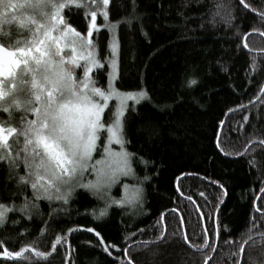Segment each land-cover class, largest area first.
<instances>
[{"label": "trees", "instance_id": "obj_1", "mask_svg": "<svg viewBox=\"0 0 264 264\" xmlns=\"http://www.w3.org/2000/svg\"><path fill=\"white\" fill-rule=\"evenodd\" d=\"M135 2L139 20L130 25L121 22L111 32L101 27L92 39L105 61L113 33L119 54L120 75L115 81L119 90L144 86L153 104L171 105L160 112L147 101L137 104L141 113L155 112V123L160 126L151 153L138 151L141 145L128 137L133 141L128 151L138 152L156 165L133 163L139 178L152 177L142 185L140 179L137 182L143 188V203L133 208L101 204L81 188L67 205L41 197L30 220L18 211L7 214V226L0 230V251L5 247L18 251L22 244L36 241L38 250L49 255L36 257L26 249L31 261L0 257V264H66V255L67 264H205L206 258L208 264H234L233 257L241 264H251L249 257L264 264V149L258 143L245 148L250 139H264V94L260 93L264 85V19L259 15L264 12V0H245L250 8L239 0H188L187 5L184 0ZM222 2L231 9V22L226 10L216 7ZM107 11L113 22L128 17L131 0H111ZM180 12L187 19L178 16ZM63 14L81 33L86 32L88 16L82 7L73 6ZM25 15L39 16L31 12ZM98 22L101 26L100 18ZM29 35L15 22L0 24V43L6 46ZM222 67L227 72L221 71ZM107 71L106 64L102 70H94L98 86L106 85ZM190 77L196 79L195 85H188ZM237 106L243 107L225 115L228 108ZM105 112L107 122L111 113L108 109ZM127 114L131 122L140 123ZM22 115L16 113L12 122L18 124ZM6 119L0 112V120ZM219 120L224 124L218 129ZM217 130L219 148L214 142ZM221 150L233 155L222 156ZM181 173L186 175L181 177ZM6 175L7 166L0 163V182ZM213 181H221L226 194ZM217 204L219 210L213 216ZM106 205L107 214L95 219L93 213L99 215ZM61 208L66 211H59ZM52 209L58 211L50 216ZM217 219L219 226L207 232L209 243L205 244V233ZM14 220H20L18 226L11 225ZM68 228L76 230L67 233ZM88 228L101 233L105 246L117 247L109 246L106 252ZM22 229L26 233L19 235ZM161 231L166 239L156 242ZM57 234L65 236L67 243L53 250L51 240ZM144 240L154 242L137 243ZM152 251L157 254L150 255Z\"/></svg>", "mask_w": 264, "mask_h": 264}, {"label": "snow or ice", "instance_id": "obj_2", "mask_svg": "<svg viewBox=\"0 0 264 264\" xmlns=\"http://www.w3.org/2000/svg\"><path fill=\"white\" fill-rule=\"evenodd\" d=\"M187 3L188 0H184V4ZM239 3L245 8H250V5L245 4V0H239ZM74 4L83 7L86 13L90 11L91 21L87 23L85 33H81L63 14L64 11L70 12ZM110 4L111 0H79V3L77 0H36L35 3H31L30 0H0V24L15 22L20 29L30 33L27 38L16 40L11 45L0 43V112L7 115L6 120H0V163L7 166V175L0 182V230L7 226L8 213L14 214L18 211L30 220L33 212L38 210V201L41 197L49 202L56 201L67 205L77 187L96 195L103 185H111L120 176L134 175V162L146 167L149 164L156 167L154 161L146 160L138 152L128 151V146L133 142L128 137L131 136L141 145L138 151L151 153L160 135V126L155 123L158 117L155 112L141 113L137 109V104L142 100L147 101L160 112L171 105L153 104L144 86L132 91H121L115 87V81L120 75L116 46L110 45V55L105 57L109 68L107 87L96 86L97 81L93 78V69L102 70L104 67L91 52L94 45L91 35L100 30L95 23L97 15H101L105 20V24L100 27L107 28L110 32L121 22L130 25L131 21L140 19L136 15L138 5L135 0H131L132 11L129 16L113 22L107 11ZM26 7L39 10V19L25 15L23 10ZM216 7L218 9L223 7L226 10L227 21L231 22L229 5L222 2ZM177 15L183 17L182 12ZM259 15L264 19V12ZM249 34L244 33V36ZM5 35L10 39L9 34ZM243 47L247 48V43H244ZM65 49H69L70 54ZM80 61L84 63H79ZM77 68L83 69L78 79L75 76ZM221 71L227 72V68L222 67ZM196 83L195 78L188 79L189 86ZM25 86H28L26 90ZM260 93L264 94V85L260 87ZM112 97L118 102L115 108L109 105ZM128 101L133 102L131 106ZM240 107L243 106L228 108L225 115L237 111ZM106 109L111 113L108 123L104 122ZM128 112L140 121L138 125L130 121ZM16 113H23L18 124L12 122ZM244 119L248 120L247 114ZM223 124L224 120H219L217 128ZM214 137V142L219 148L218 130ZM113 142L119 146L118 150L111 146ZM254 143H258L260 148L264 149V139L257 141L255 138L250 139L245 148ZM97 152L100 153V158L95 159L94 153ZM221 154L225 157L233 155L223 150ZM235 155L239 156L242 153ZM254 162L250 161L249 164ZM86 172L94 174L95 179L79 182ZM184 175L186 174H180L181 177ZM139 179L142 185L152 177L145 175ZM213 183L226 194L221 181ZM136 191L139 203H143V188L137 185ZM261 192H264V188ZM200 195L203 196L204 193ZM17 199L20 200L19 204L16 203ZM111 203L122 205L124 201L112 200ZM218 210L219 204L214 205L212 215L215 216ZM57 211L52 209L49 215L52 216ZM59 211H66V208ZM197 211L199 212V209ZM106 214L107 205L105 209H101L99 215L93 213V216L100 219ZM161 216L163 217V213ZM19 223L20 220H14L11 225L18 226ZM44 223L48 224L49 221L46 220ZM217 226L218 219L214 220L213 228L206 231L205 244L209 243L207 232L215 231ZM75 230L68 228L67 233ZM86 230L94 233L99 240V246L104 247L106 252L109 246L117 247L116 244L105 246L101 233L94 228ZM44 232L45 229L42 228L41 234ZM25 233L26 230L22 229L19 235ZM127 239L126 236L125 240ZM163 239H166V233L161 231L155 241ZM153 242L144 240L137 243L148 245ZM66 243L65 236L57 234L51 240V248L56 250L58 246ZM35 245L36 241L24 243L18 251H9L5 247L0 251V257H23L24 260L31 261L33 257L26 255V249H30L36 257L49 255L48 252L39 251ZM156 254V251L150 253L152 256ZM67 259L66 255V264ZM249 259L251 264H256L254 259L251 257ZM233 260L234 264H241L240 259L233 257ZM205 264H208L207 258Z\"/></svg>", "mask_w": 264, "mask_h": 264}, {"label": "rangeland", "instance_id": "obj_3", "mask_svg": "<svg viewBox=\"0 0 264 264\" xmlns=\"http://www.w3.org/2000/svg\"><path fill=\"white\" fill-rule=\"evenodd\" d=\"M35 2H36V0H31V3H35ZM77 3H79V0H77ZM73 6H76V5L74 4ZM23 12H24V14H25V12L37 13V15L39 14V10H34L32 8H27V7L23 10ZM85 12H86V10H85ZM17 14L19 15L20 14V11ZM86 15L88 16V22H90L91 21L90 11H88L86 13ZM35 18L36 19H39V16H36ZM98 18H100L102 25L105 24V20H104V18L101 15H99V14L97 15L95 23L97 24V27L98 28H101L100 27V23L98 22ZM105 29L107 31H109L107 28H105ZM92 35H91V39H92ZM93 42H94V40H93ZM110 45L116 46V42H115L113 33L110 35L109 46ZM65 51L70 54V50L69 49H65ZM91 52H92V54H93V56L95 58H98L104 65L106 64V66H107V62L106 61H103L99 57L98 50H97V47L95 45V42H94V45H93V47L91 49ZM110 52H111V48L109 47V53H108V56L107 57H109ZM79 63H84V62L83 61H80ZM94 70H96V69L94 68L93 69V72H94ZM107 70L109 71L108 66H107ZM108 71H107V73H108ZM82 72H83V69L82 68H77L76 69L75 76H76L77 79L80 78V76L82 75ZM28 79H30V77H28ZM96 86H98V85H96ZM27 87L28 86H25V90H26ZM98 87L106 88L107 87V83H106L105 86H98ZM115 87H116V85H115ZM21 98H23V97H21ZM111 102H113V103L110 104ZM117 103L118 102L116 101L115 97H112L110 99V101H109V104L112 106V108H115V106H116ZM132 103H133L132 101H128V104L129 105H131ZM108 122H109V120L107 122H105V123H108ZM105 135H106V133H105ZM111 146L113 148L117 149V150L119 149V146L118 145H115L114 142H113V144ZM94 158L95 159L100 158V153L99 152L94 153ZM94 179H95L94 174H92L90 172H86L85 175L82 177V179H80L79 182L83 183V182H87V181L94 180ZM138 181H139V176H137V174H135V172H134V175H130L128 177L120 176L111 185H103L102 188H101V190H100V192H98L94 196L98 199V201L101 204L102 203L110 204V202L112 200H121V199H123L124 203L122 205L128 206L130 208H133L136 204L139 203V201L137 199L138 193L136 191V186L138 185V183H137ZM125 185L127 187H125ZM76 189H80V188L77 187V188H75V190ZM81 189H83V188H81ZM115 194H117V195H115ZM116 196H117V199H116ZM52 202L57 203V204H60V202H56V201H52ZM114 205H116V204H112V203L110 204V206H114Z\"/></svg>", "mask_w": 264, "mask_h": 264}]
</instances>
